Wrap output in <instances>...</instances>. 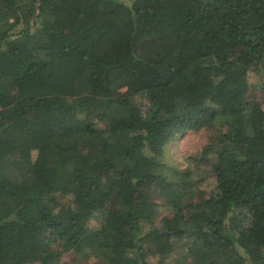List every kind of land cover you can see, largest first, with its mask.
I'll return each mask as SVG.
<instances>
[{
  "label": "trees",
  "instance_id": "obj_1",
  "mask_svg": "<svg viewBox=\"0 0 264 264\" xmlns=\"http://www.w3.org/2000/svg\"><path fill=\"white\" fill-rule=\"evenodd\" d=\"M250 72L264 0H0V264H264Z\"/></svg>",
  "mask_w": 264,
  "mask_h": 264
},
{
  "label": "rangeland",
  "instance_id": "obj_2",
  "mask_svg": "<svg viewBox=\"0 0 264 264\" xmlns=\"http://www.w3.org/2000/svg\"><path fill=\"white\" fill-rule=\"evenodd\" d=\"M247 80L249 83L247 92L244 96L245 101H255L258 102L264 109V91L257 87V82L259 81V76L254 72H250L247 75ZM208 133L205 130L194 131L185 130L179 133L174 140H172L166 147V151L163 155V161L168 165L177 168H184L187 165V159L189 156H195L200 152L201 148L207 143ZM97 144H92L90 150H96ZM200 189H204L207 192L213 191V181L207 178L199 185ZM156 202L160 204L159 215L157 221L163 216H168L169 213L162 205L161 199H156ZM89 227L95 229L97 227V221L90 220ZM76 256L73 252L65 253L59 259L58 264H72ZM166 264H175L173 258H167Z\"/></svg>",
  "mask_w": 264,
  "mask_h": 264
}]
</instances>
